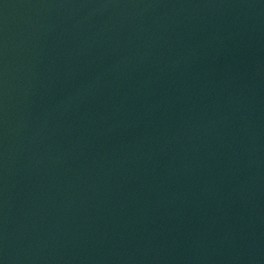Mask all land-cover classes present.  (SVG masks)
I'll return each instance as SVG.
<instances>
[{
  "label": "water",
  "instance_id": "1",
  "mask_svg": "<svg viewBox=\"0 0 264 264\" xmlns=\"http://www.w3.org/2000/svg\"><path fill=\"white\" fill-rule=\"evenodd\" d=\"M0 264H264V0H0Z\"/></svg>",
  "mask_w": 264,
  "mask_h": 264
}]
</instances>
